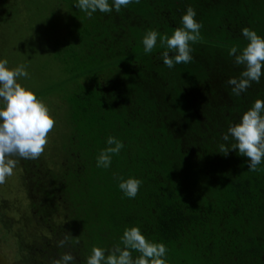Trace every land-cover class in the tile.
<instances>
[{
  "label": "trees",
  "instance_id": "16d2710c",
  "mask_svg": "<svg viewBox=\"0 0 264 264\" xmlns=\"http://www.w3.org/2000/svg\"><path fill=\"white\" fill-rule=\"evenodd\" d=\"M108 2L110 13L89 17L78 0H0V42L19 12L46 8L42 32L65 78L63 103L48 106L62 122L61 150L50 148L52 161L14 157L29 202L17 224L2 217L15 264H51L64 252L86 264L93 246L107 255L133 226L166 246V264H264V160L249 171L238 149L219 153L234 143L223 140L228 127L264 100V67L239 96L227 83L243 71L228 54L248 43L241 30L264 38V0H133L119 12ZM189 6L202 38L190 42V63L169 69L160 36L182 27ZM149 30L160 36L146 54ZM109 136L124 147L110 167H97ZM120 178L142 181L135 198ZM66 233L72 243L58 247Z\"/></svg>",
  "mask_w": 264,
  "mask_h": 264
},
{
  "label": "clouds",
  "instance_id": "9594fccd",
  "mask_svg": "<svg viewBox=\"0 0 264 264\" xmlns=\"http://www.w3.org/2000/svg\"><path fill=\"white\" fill-rule=\"evenodd\" d=\"M133 0H113L115 10L119 12L122 6H127ZM139 3L140 0H135ZM89 17L97 10L110 13L112 7L108 0H78L75 4ZM195 10L189 6L181 17L182 27L176 28L171 36L149 30L143 38L144 52L151 53L160 36L162 45L168 50L162 53L164 65L169 69L175 64L190 63L193 59L191 43L198 42L202 37V24L194 17ZM242 35L248 43L239 51L236 46L229 49V55L234 57L236 65L243 66L239 78H230L227 83L232 86V93L239 96L251 87L252 82L260 83L262 67H264V38L250 28H243ZM172 53V55H170ZM26 66L21 64L13 69L8 67L7 59H0V185L6 183V178L14 174V169L20 159H38L48 144V134L55 126V120L50 115L45 103L36 94L22 86L18 78H28ZM232 138L230 147L219 145V153L227 155L229 150H237L241 156L249 160L248 170L259 171V165L264 160V100L257 99L252 107L243 113L240 122L230 125L223 140ZM107 148L102 149L97 156V167L108 168L112 156L118 155L124 147L115 137L107 138ZM142 181L136 178H120L119 189L128 198H135ZM73 237L66 233L57 242L58 247L72 243ZM76 243H79L78 239ZM123 245L121 247L120 245ZM140 255L133 258L132 253ZM167 248L163 243L150 242L138 227L126 228L120 238V244L115 245L107 255L105 250L93 246L86 264H166ZM75 256L64 252L51 264H74Z\"/></svg>",
  "mask_w": 264,
  "mask_h": 264
},
{
  "label": "rangeland",
  "instance_id": "374dc122",
  "mask_svg": "<svg viewBox=\"0 0 264 264\" xmlns=\"http://www.w3.org/2000/svg\"><path fill=\"white\" fill-rule=\"evenodd\" d=\"M45 13L46 8L44 6L40 11L32 7L24 12H19V16L13 23L4 26L7 28L2 31L4 38L0 42V46H2L0 48V59H7L10 69L21 64L25 65L29 76L28 78H18V82L33 91L38 99L54 111V107H60L63 103L61 96L59 98V95H57L59 92L57 89H60L59 84L65 78H62L64 76L63 66L50 53L44 38L45 33L42 32L46 28V24L42 23L43 14ZM58 114L60 115L59 110ZM50 115L55 120V126L48 134V144L41 156L52 161L50 150L60 151L61 148L58 143L61 146L63 145L65 135L62 131L63 126L60 116L57 115L56 119L51 112ZM58 134H61L60 142L57 138ZM28 209L29 202L26 199V191L22 185L21 170L16 167L14 174L6 178L5 184L0 185V264H15L19 260L13 234L11 231L7 232L5 230L2 222L3 214L11 218L13 224H17L16 219H19L23 211ZM19 227V225H16V228Z\"/></svg>",
  "mask_w": 264,
  "mask_h": 264
}]
</instances>
